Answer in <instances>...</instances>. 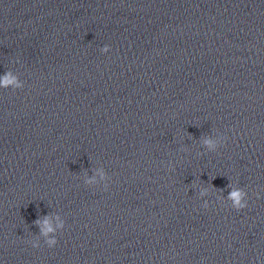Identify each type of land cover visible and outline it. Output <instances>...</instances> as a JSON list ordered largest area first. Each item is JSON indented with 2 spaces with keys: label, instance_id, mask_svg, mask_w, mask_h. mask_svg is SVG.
<instances>
[{
  "label": "clouds",
  "instance_id": "1",
  "mask_svg": "<svg viewBox=\"0 0 264 264\" xmlns=\"http://www.w3.org/2000/svg\"><path fill=\"white\" fill-rule=\"evenodd\" d=\"M109 50L110 47L107 45L103 49V51H109ZM23 87L24 85L22 84V82L18 79V77L13 75V73L10 70L6 71L3 76H0V88H4V89L11 88L12 90H16V89H22ZM226 139L227 137L224 138L223 144L226 142ZM203 143L205 146L209 148V150H215L217 148V143L210 137L204 138ZM105 190H107V188ZM227 199L231 202L230 206L236 211L243 210L248 206V193L244 190V188L233 187ZM203 207L207 208L208 203L207 202L204 203ZM35 223L38 226H40L41 224L40 219L38 218L35 221ZM44 225L45 226L41 227V235L45 237L44 243L47 245V247L52 248L56 246L58 243L57 235L54 234L55 229L50 225H48L47 218H45L44 220ZM58 227L63 230L65 228L64 223L61 222V224L58 225ZM29 243H31L33 248L40 247V241L38 240L34 239L32 241H29Z\"/></svg>",
  "mask_w": 264,
  "mask_h": 264
},
{
  "label": "water",
  "instance_id": "2",
  "mask_svg": "<svg viewBox=\"0 0 264 264\" xmlns=\"http://www.w3.org/2000/svg\"><path fill=\"white\" fill-rule=\"evenodd\" d=\"M6 0H0V7L2 6V4L5 2Z\"/></svg>",
  "mask_w": 264,
  "mask_h": 264
}]
</instances>
